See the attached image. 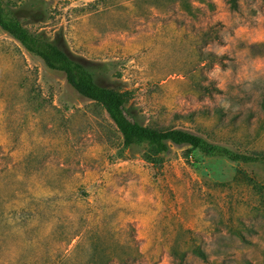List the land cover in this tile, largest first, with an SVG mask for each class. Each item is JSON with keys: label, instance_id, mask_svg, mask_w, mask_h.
I'll list each match as a JSON object with an SVG mask.
<instances>
[{"label": "rangeland", "instance_id": "obj_1", "mask_svg": "<svg viewBox=\"0 0 264 264\" xmlns=\"http://www.w3.org/2000/svg\"><path fill=\"white\" fill-rule=\"evenodd\" d=\"M144 126L187 145L122 147L103 109L0 30V264H264V0H1Z\"/></svg>", "mask_w": 264, "mask_h": 264}, {"label": "trees", "instance_id": "obj_2", "mask_svg": "<svg viewBox=\"0 0 264 264\" xmlns=\"http://www.w3.org/2000/svg\"><path fill=\"white\" fill-rule=\"evenodd\" d=\"M0 30L16 41L26 52L38 58L50 70L61 72L65 82L81 97L98 104L119 133L122 147L144 146L148 156L165 153L169 144L187 145L205 156L224 158L231 162H256L259 155H245L214 145L181 129L160 130L139 124L126 107L127 92H117L101 85L94 70L75 60L63 47L41 35L25 30L1 6Z\"/></svg>", "mask_w": 264, "mask_h": 264}]
</instances>
